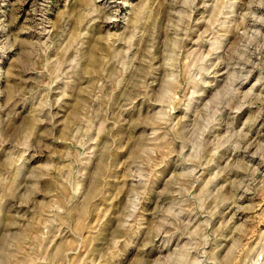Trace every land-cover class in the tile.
Segmentation results:
<instances>
[{
	"label": "rangeland",
	"instance_id": "374dc122",
	"mask_svg": "<svg viewBox=\"0 0 264 264\" xmlns=\"http://www.w3.org/2000/svg\"><path fill=\"white\" fill-rule=\"evenodd\" d=\"M0 264H264V0H0Z\"/></svg>",
	"mask_w": 264,
	"mask_h": 264
}]
</instances>
